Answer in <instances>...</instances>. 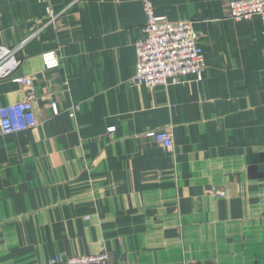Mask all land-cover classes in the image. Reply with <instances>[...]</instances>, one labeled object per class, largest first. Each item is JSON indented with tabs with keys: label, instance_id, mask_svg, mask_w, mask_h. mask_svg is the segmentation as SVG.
Returning <instances> with one entry per match:
<instances>
[{
	"label": "crops",
	"instance_id": "0c3cea01",
	"mask_svg": "<svg viewBox=\"0 0 264 264\" xmlns=\"http://www.w3.org/2000/svg\"><path fill=\"white\" fill-rule=\"evenodd\" d=\"M151 2L192 23L200 81L131 82L139 0H0V46L64 12L18 56L37 125L0 134V264L103 251L113 264H264V20L228 19L226 0ZM24 98L0 80V108Z\"/></svg>",
	"mask_w": 264,
	"mask_h": 264
},
{
	"label": "built area",
	"instance_id": "2783aa9c",
	"mask_svg": "<svg viewBox=\"0 0 264 264\" xmlns=\"http://www.w3.org/2000/svg\"><path fill=\"white\" fill-rule=\"evenodd\" d=\"M146 21L141 28V36L134 43L136 54L135 73L131 82L149 89L178 85L187 77L196 81L202 79L205 64L201 49L191 22H169L156 17L151 0H139ZM64 12L46 10V15L39 22V28L33 34L19 41L12 47L0 46V80L10 79L20 85L25 98L22 102L0 108V134L9 135L34 129L37 125L32 102L36 96L33 81L30 78L16 77L20 66L19 54L37 35L48 27H54ZM226 15L234 21L249 20L254 16L264 20V0H226ZM43 68L50 72L59 67L60 60L56 51L44 52L40 56ZM114 128L107 130L112 134ZM154 138L165 148L172 145L170 132H152L146 135ZM213 196L223 197L224 192L216 188ZM48 264H113L106 251L95 255L78 257H55Z\"/></svg>",
	"mask_w": 264,
	"mask_h": 264
}]
</instances>
